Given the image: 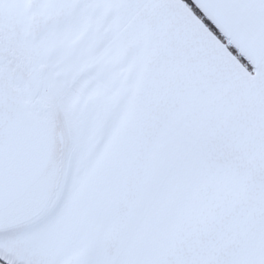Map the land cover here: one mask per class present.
I'll list each match as a JSON object with an SVG mask.
<instances>
[{
    "label": "snow or ice",
    "instance_id": "1",
    "mask_svg": "<svg viewBox=\"0 0 264 264\" xmlns=\"http://www.w3.org/2000/svg\"><path fill=\"white\" fill-rule=\"evenodd\" d=\"M0 264H264V0H0Z\"/></svg>",
    "mask_w": 264,
    "mask_h": 264
},
{
    "label": "crops",
    "instance_id": "2",
    "mask_svg": "<svg viewBox=\"0 0 264 264\" xmlns=\"http://www.w3.org/2000/svg\"><path fill=\"white\" fill-rule=\"evenodd\" d=\"M189 2H190V0H189Z\"/></svg>",
    "mask_w": 264,
    "mask_h": 264
}]
</instances>
